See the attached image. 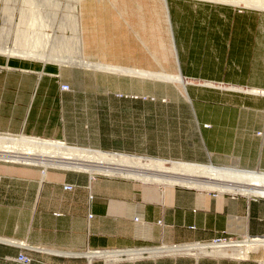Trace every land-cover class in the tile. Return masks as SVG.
<instances>
[{"label":"crops","instance_id":"obj_1","mask_svg":"<svg viewBox=\"0 0 264 264\" xmlns=\"http://www.w3.org/2000/svg\"><path fill=\"white\" fill-rule=\"evenodd\" d=\"M163 1L84 0L88 69L0 55V137L11 150L0 148V264L21 255L28 264L264 263V198L109 175L112 159L10 148L36 139L264 174V10ZM104 64L114 70L93 67ZM217 238L257 242L236 256L182 248ZM120 249L133 259L105 254Z\"/></svg>","mask_w":264,"mask_h":264},{"label":"bare ground","instance_id":"obj_2","mask_svg":"<svg viewBox=\"0 0 264 264\" xmlns=\"http://www.w3.org/2000/svg\"><path fill=\"white\" fill-rule=\"evenodd\" d=\"M206 1L218 2V3H224V4L237 3V4L242 5L243 7L251 5L252 7H246V8H254V9L264 10V0H206ZM163 2L165 5L166 0ZM137 8H139V7H137ZM30 19H31V23H32L33 17L32 18L30 17ZM37 39L33 44H32V42L29 41L31 43L30 45L32 46L31 48H27V46H24V44L21 46H18L19 44L18 45L15 44V46L13 48H9L6 45H0V55L5 56L6 58L12 57V58H20V59H29V60H34V61H41L44 63L52 62V63H56L57 65L58 64L65 65L66 67H72L75 65L83 66L86 68L89 67L88 61L83 60V61L77 62L75 60L74 61L61 60L62 58L60 59L57 56L58 53H60V54L63 53L61 51L58 52V49L59 50L62 49L61 47L59 48V46L57 47V51L54 52V54H50V53H46V52H45V54H42L40 51H38V49H35L37 46L41 45V42H42L41 40H39V39L37 40ZM47 39H45V41H43V43L44 42L46 43ZM59 40L60 39H56V41H59ZM2 42H4V41H2ZM53 49H56V48L53 47ZM69 51H70V49H69ZM91 64H93V63H91ZM96 64H98V63H96ZM93 67H95L97 69H102V70H105V69L114 70L115 66L113 68L112 67H106L104 64V65H94ZM130 70H131V68H130ZM133 70H135V71H133V72H135V73H133V75L134 74H136V75L141 74V77H142V74L146 73V72H142L141 70H136V69H133ZM116 72H117V70H116ZM121 72H122V70H121ZM148 72L149 71H147V73ZM150 73L152 74V76H154L156 74V73H154V75H153L152 72H150ZM150 73H148V74H150ZM162 73H164V72H162ZM150 76H148V77H150ZM157 76H158V73H157ZM161 77H163V79H165V80H169V75H167V74H161ZM1 138H3L4 140H2ZM12 139H14V138H12ZM5 141H6L5 137H3V136L0 137V148L4 147L9 152L10 149L6 147L7 146L6 144H8V141L7 142H5ZM10 143H11L10 148H11V146H13L12 148H14V151H16V152H22V153L25 152L29 156L36 155L37 157L38 156L46 157L48 159L49 158H55V159H60L62 161H66L69 159H79V160L86 161V162H89L90 160H94L97 162L108 160L110 162L112 159L114 166H117V167H114V169L107 170L104 172L106 174L113 175V176L134 178V179H138V180L172 183V184H178V185L180 184V185H185V186L187 185V186L205 188V189H220L224 192L226 191V192H231V193H240V194H245L247 196H255V197L264 198V174H260V173L249 172V171L240 170V169L214 168L213 166H210V165H198V164H193V163L168 162L169 164H166V162L161 161V160H150V161L146 160L145 161V160H140L137 158H129V157L122 156V155H113L114 158H112V155H105V154H100V153L93 155V154L89 153L90 154V156H89V154H88L89 151H86V150L66 147V146L60 145L58 143H54V142L50 143V142H46V141L44 142V141H40V140H36V139L29 140L26 138L25 139L20 138V140H17L16 142L11 141ZM24 156H23V158L26 157V156L25 157ZM15 160H18V159L16 158ZM19 160H21V159H19ZM33 160L30 159L31 164L34 163V161H36V160H34V161ZM23 161H25V159ZM30 161L27 160L25 162L30 163ZM16 162H18V161H16ZM127 162L131 163V165L128 164ZM144 162H147V164L146 163L144 164ZM41 163H43V162H41ZM39 164H40V162H39ZM46 164H49V163H46ZM56 164H58V163H55L54 165H56ZM58 165H60V164H58ZM124 165H129V166H124ZM60 166H62V165H60ZM121 167H123V168H121ZM124 167L125 168L131 167L133 169H134V167H139L142 170L133 173V172H129V171L125 170ZM164 172L170 173V174L168 176L161 175ZM178 172L185 173V175H188V177L189 176L198 177L201 180L188 179V178L187 179L178 178V177L174 176V175H180V173H178ZM185 175H183V176H185ZM202 180H205V181H202ZM225 182H227L229 184H224ZM253 242L256 243L257 241L253 240ZM250 243H251V240L246 242V244H250ZM238 244L239 243H237L235 241L233 242V245H238ZM191 246H193V245H191ZM198 246H200V245H198ZM216 246H223L224 247V246H230V245L221 244V245H216ZM216 246L214 245V247L213 246L211 247L209 245V247H211V248H209V247L203 248L204 245L202 247H196V245H194L193 247L185 246L182 248H184L188 251L195 250L198 252H202V251H207L205 249H210V250L213 248L215 249ZM234 247H236V246H234ZM180 249H181V247H180ZM206 253H208V252H206Z\"/></svg>","mask_w":264,"mask_h":264},{"label":"rangeland","instance_id":"obj_3","mask_svg":"<svg viewBox=\"0 0 264 264\" xmlns=\"http://www.w3.org/2000/svg\"><path fill=\"white\" fill-rule=\"evenodd\" d=\"M83 1L84 0H0V45H6L9 48H13L15 44H19L18 46L24 44L27 48H31L32 46L30 45V42L33 44L39 37L38 39L42 42L41 45L37 46L35 49H38L42 54H45V52L54 54L59 46V48L61 47L62 49H58V52L61 51L63 53H58L57 56L60 59L62 58L61 60L83 61L84 59L81 55L82 38L80 21V5ZM229 5L242 6L237 3ZM244 7L252 6L249 5ZM30 17H33L32 23ZM45 39H47V41L46 43H43ZM56 39L60 40L56 41ZM53 47L56 49H53ZM145 163L147 164V162H144V164ZM128 164L131 165V163ZM139 169L140 170L137 171L142 170L141 168ZM178 173H180V175L174 176L181 179L188 178L201 180L198 177H188V175H185V173L182 172ZM224 184L229 183L225 182ZM252 244H254V242H251L250 244L245 243L244 245L216 246L215 249H205L207 251H202L200 253L208 252L210 254L236 256L244 252L242 251L244 247H249ZM208 247L209 246L207 245L203 248Z\"/></svg>","mask_w":264,"mask_h":264},{"label":"built area","instance_id":"obj_4","mask_svg":"<svg viewBox=\"0 0 264 264\" xmlns=\"http://www.w3.org/2000/svg\"><path fill=\"white\" fill-rule=\"evenodd\" d=\"M68 87H63V90H67ZM65 189L69 190L70 187H65ZM233 240L229 239V238H217L215 240L212 241V243L210 244V246L214 247V245H233ZM134 253V251L130 250V249H120V250H115V251H107L105 254H115L116 257H114L112 260L114 261H119V260H127V259H133V258H129V255ZM92 254L95 253H87L86 257H90ZM147 256V255H145ZM17 262L22 263V264H28L29 263V259L23 255L19 256L17 259H15ZM260 264H264V263H260Z\"/></svg>","mask_w":264,"mask_h":264}]
</instances>
